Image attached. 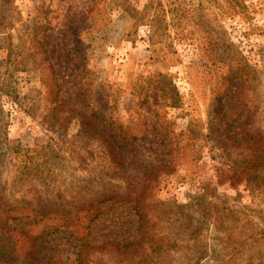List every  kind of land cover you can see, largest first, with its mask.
Wrapping results in <instances>:
<instances>
[{"label":"rangeland","instance_id":"obj_1","mask_svg":"<svg viewBox=\"0 0 264 264\" xmlns=\"http://www.w3.org/2000/svg\"><path fill=\"white\" fill-rule=\"evenodd\" d=\"M231 71L240 78L227 86ZM0 110V135L20 150L0 168L12 204L85 210L142 193L134 175L149 176L150 203L184 205L209 189L264 225V194L230 181L229 159L242 160L241 150L227 155L218 143L247 130L264 144V0H0ZM135 124L145 137L120 134ZM175 135L186 155L173 151L172 163ZM105 205L88 242L131 239L132 204ZM199 229L201 244L218 251L216 233ZM198 241L185 252L190 263ZM81 243L46 234L40 262L78 264Z\"/></svg>","mask_w":264,"mask_h":264},{"label":"trees","instance_id":"obj_2","mask_svg":"<svg viewBox=\"0 0 264 264\" xmlns=\"http://www.w3.org/2000/svg\"><path fill=\"white\" fill-rule=\"evenodd\" d=\"M90 25L93 26V23ZM41 48L44 49L43 46ZM9 55L7 65L14 62L11 54ZM44 61L49 63L48 67L53 75V66L47 56ZM237 78H240V74L231 71L225 79L227 86ZM61 107H64L62 103H58L54 108L53 117L57 120L61 118L58 117ZM63 117L69 121L67 114H63ZM112 124L113 122L109 123ZM5 126V119L0 110V128ZM111 130L113 131V127ZM127 130L124 128L120 133L116 129L114 132L118 131L125 138L129 135L133 140L145 137L146 130L139 129L138 124H135L133 129L129 128L130 132ZM236 133L229 131L224 134L222 142L218 139V143L227 155H230L233 149L241 150L239 155L242 160L229 159L232 163L229 166L233 168L230 181L234 186L246 184L250 192L258 193L257 196L259 193L264 194V156L262 155L264 144L257 141L258 135H251L247 130L244 139L237 141ZM0 136L1 168L6 160L7 163L11 161L16 163L20 150L11 146L12 142L4 132ZM177 137L178 135L174 136L176 141L170 150L172 163L175 161L173 151L181 156L186 155L185 147H181ZM252 138L254 143L251 144L248 141ZM247 150L250 154L247 158H243ZM190 154L192 155V152ZM26 167L29 173L34 170L35 174H41L31 166ZM135 177L133 180L135 179L137 184L142 182L139 185V189L143 190L142 193L109 195L98 200L97 204L93 201L90 208H87L89 211L80 208L76 210L75 207L67 208L63 205L42 208L12 204L0 193V264H41L38 242L46 234L59 231H64L73 239L82 242L77 254L78 264H181V261L184 264H198L201 260H206L204 264H264L260 256V251L264 250V225L259 223L260 220L250 219L251 214L246 213L248 208L237 207L225 196L220 197L216 191L210 192L209 189L203 195L193 198L194 200H188L184 205H176L173 202L150 203L151 199L144 195V186L150 177L141 178L140 181ZM107 200L119 205L132 204L136 217L134 234L127 241L88 242L95 220L107 208V205L100 207L99 203ZM148 206L155 207V210L151 211ZM201 226L216 233L215 240L220 246L218 251L213 245L209 247L207 244L205 246L201 244L199 229ZM171 232L174 233L173 236ZM198 239L201 251L196 255L197 261L190 263L185 260L187 257L185 252L190 251L192 245H198ZM94 256L96 257L93 258Z\"/></svg>","mask_w":264,"mask_h":264}]
</instances>
